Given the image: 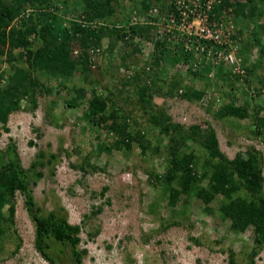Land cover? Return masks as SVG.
<instances>
[{
	"label": "rangeland",
	"instance_id": "1",
	"mask_svg": "<svg viewBox=\"0 0 264 264\" xmlns=\"http://www.w3.org/2000/svg\"><path fill=\"white\" fill-rule=\"evenodd\" d=\"M141 2L119 0L115 20L123 23L129 19L130 26L135 25L136 7ZM245 2L231 0L227 8L230 32L240 48L237 59L243 64L244 74H234L225 63L217 65L214 58H205L207 63H202V70L193 71L188 66L190 58L184 59L176 50L177 43H168L169 55L153 68L157 28L150 25V36L135 40L140 54L109 36L99 46L92 45L87 50V79L81 75L82 68L69 80L37 74L43 85L35 97L38 109L33 111L31 103L24 100L21 110L10 116V132L0 124V150L16 144L25 169L31 170L42 151L47 155L46 161L57 156L51 166L29 173L32 193L45 213L63 208L70 223L82 228L79 247L87 250L84 264H230L232 253L237 264H248L253 253H257L255 264H264V246L255 243L253 228L245 233L234 231L231 221L221 217L218 203L203 204L194 196L188 205H184L185 199L173 207L168 204L164 188L153 185L145 172H164V150L162 156L149 162L135 145L129 154L114 151V156L105 152L100 155L98 137L103 143L113 137L85 118L95 90L101 99H113L120 116L130 114L129 122L136 130L146 132L156 145L159 131L149 124L139 99L143 92L151 93L143 91L146 86H160L167 92L168 86L178 82L183 91L195 89L204 95L195 102L165 97L164 93L157 95L154 104L166 111L174 123L185 127L211 125L221 150L230 159L238 153L245 155L250 148L259 150L264 157V138L256 135L255 123L257 118H264V56H260L259 50V46L264 47V0H256L257 11L249 17V12L245 16L237 13L239 4ZM66 7V20L78 18L82 10L79 0H68ZM24 13L14 22V28H25L21 24ZM102 22L98 20L93 25ZM8 71L5 57L0 56V75ZM155 72L158 78L152 83ZM81 88L86 96L79 98L77 91ZM74 98L76 105L69 107ZM230 111H245L247 115L239 118L230 115ZM164 139L162 145L168 142ZM31 141L34 145L29 144ZM186 146L188 150L193 148L192 143ZM197 151L202 156L200 147ZM40 171L43 177L37 178ZM202 185L205 187L206 181ZM13 232L16 240H7L3 244L5 249L0 245V264H70V258L59 253L58 245L51 253L55 263L48 262L37 251L35 226L19 192ZM18 244L20 248L14 254Z\"/></svg>",
	"mask_w": 264,
	"mask_h": 264
},
{
	"label": "trees",
	"instance_id": "2",
	"mask_svg": "<svg viewBox=\"0 0 264 264\" xmlns=\"http://www.w3.org/2000/svg\"><path fill=\"white\" fill-rule=\"evenodd\" d=\"M67 1L0 0V56L5 57V62L9 65V71L0 75V124L6 132H10L8 124L11 114L21 110L24 100L31 103L30 109L33 111L38 109L39 104L35 97L43 85L37 74L58 75L69 80L82 68L81 75L87 79L90 71L87 50L92 45L99 46L109 36L115 38L116 42L121 40L132 46L133 51L140 54L141 50L135 40L150 36L149 25L130 26L129 19L123 23L122 20H115L118 16L119 0H79L82 6L80 15L78 18L66 20ZM141 1L136 7L139 14H146L154 6L164 11L169 3V0ZM222 1L225 8L230 7L231 0ZM255 3L256 0H246L239 4L237 13L245 16L249 12V17L257 11ZM61 6L63 9H60ZM23 12L25 13L21 24L25 28H14V22ZM98 20L103 22L94 26L93 23ZM156 45L153 68H157L159 60L163 57L165 59L171 50L166 42H158ZM176 50L180 51L184 59L190 58L185 56L182 48ZM259 50L260 56H264V47L259 46ZM157 78L155 72L152 83ZM149 90L151 93L143 92L139 101L143 104L142 110L148 117L149 124L159 131L160 138L156 145L147 137L146 132L136 130L133 123L129 122L132 119L130 114L120 116L113 99L103 100L93 90V98L85 118L105 129L113 137L106 143L99 142L100 136L98 137L100 155L105 152L114 156V151L129 154L135 145L145 161L149 162L151 158L162 156L165 151L167 165L164 172L150 169L145 172L153 185L159 184L161 189L164 188L171 207L176 206L182 199H185L184 205H188V200L194 196L203 204L218 203L221 217L231 221L234 231L245 233L253 228L256 234L255 243L263 247V154L250 148L245 155L238 153L230 159L221 150L218 135L211 125L206 128L202 125L185 127L174 123L166 111L154 104L155 97L161 93L165 97L177 96L195 102L202 99L204 92L195 89L183 91L178 82L168 86L167 92L155 85L143 88V91ZM77 92L79 98L86 96L84 88ZM76 101L77 98H74L68 106L74 107ZM24 109L29 110L27 107ZM244 112L230 111L229 114L245 118L247 113ZM255 123L259 131L256 135L264 138V118H257ZM164 138L168 142L162 145ZM189 143L193 145V148H189L191 150L186 146ZM29 144L34 145V142ZM198 147L202 149V156L197 151ZM46 156L44 151L40 152L37 155L38 160L31 164V170H27L23 167L16 144H9L5 150H0V245L5 249L3 244L15 235L16 194L19 192L24 197L26 211L35 226V247L42 257L55 263L51 253L55 245H58L59 253L63 257L67 255L70 264H84L87 250L79 247L82 242V228L70 223L63 208L45 213L33 196L29 173L51 166L53 160L57 159L56 155H52L46 161ZM91 167L94 168L92 165ZM36 177L42 178L43 172H38ZM203 181L207 183L205 187L202 185ZM36 183L34 181L33 185ZM19 248L20 244L16 245L13 253H17ZM256 257L257 253H253L248 264H255ZM230 264H237L233 253Z\"/></svg>",
	"mask_w": 264,
	"mask_h": 264
},
{
	"label": "built area",
	"instance_id": "3",
	"mask_svg": "<svg viewBox=\"0 0 264 264\" xmlns=\"http://www.w3.org/2000/svg\"><path fill=\"white\" fill-rule=\"evenodd\" d=\"M167 7L163 11L154 6L146 14L138 13L135 25L155 26L156 43H177L189 55L188 66L193 71L202 70L205 58H214L217 65L231 66L234 74L245 73L222 0H169Z\"/></svg>",
	"mask_w": 264,
	"mask_h": 264
}]
</instances>
